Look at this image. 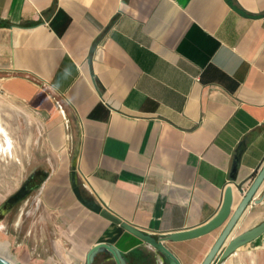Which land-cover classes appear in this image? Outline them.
I'll list each match as a JSON object with an SVG mask.
<instances>
[{
    "label": "crops",
    "instance_id": "0c3cea01",
    "mask_svg": "<svg viewBox=\"0 0 264 264\" xmlns=\"http://www.w3.org/2000/svg\"><path fill=\"white\" fill-rule=\"evenodd\" d=\"M231 1L0 0V90L41 119L59 165L19 239L26 263L85 264L106 243L168 264L84 205L73 171L84 199L156 237L211 220L229 186L236 209L264 165V0ZM263 222L264 183L230 239ZM219 233L166 246L201 264ZM213 264H264V233Z\"/></svg>",
    "mask_w": 264,
    "mask_h": 264
},
{
    "label": "rangeland",
    "instance_id": "374dc122",
    "mask_svg": "<svg viewBox=\"0 0 264 264\" xmlns=\"http://www.w3.org/2000/svg\"><path fill=\"white\" fill-rule=\"evenodd\" d=\"M0 140L5 153H0V205L12 196L25 182L28 174L37 167H43L52 172L57 166L51 152L42 145L43 126L42 121L32 113L22 102L6 95L0 90ZM41 192L31 194L28 208L31 213L21 218L22 210L27 201L19 204L14 211L4 220L0 221V245L7 244V250L1 252V256L16 264H29L24 261L22 248L19 247V239L26 232V227L38 219H45L46 203L40 200ZM37 199L40 200L39 206ZM36 223L37 230H40ZM43 222V221H42ZM41 222V223H42ZM49 235L52 233V225L48 222ZM35 230V228H33ZM17 234H20L17 235ZM35 234L30 236L34 249ZM48 238L47 240H49ZM5 249V248H4ZM32 250L33 254L40 251ZM36 256V255H34ZM42 256V255H37ZM51 256V255H50Z\"/></svg>",
    "mask_w": 264,
    "mask_h": 264
},
{
    "label": "water",
    "instance_id": "95a60500",
    "mask_svg": "<svg viewBox=\"0 0 264 264\" xmlns=\"http://www.w3.org/2000/svg\"><path fill=\"white\" fill-rule=\"evenodd\" d=\"M227 1L232 5L231 0ZM239 12L243 13L241 10H239ZM237 165L238 162L236 161L234 163V169L237 168ZM263 183L264 165L246 191L242 189V185L238 186V190L243 195V197L233 212L232 208L234 206V192L233 188L229 186L225 191L224 200L218 213L211 220L193 229L170 233L168 235H165L164 237H156L149 233H145L140 229H137L136 227L123 221L121 218L117 217L105 207L84 199V197L80 193V189L76 182V173L74 171L72 173V186L74 189V193L84 205H86L90 210L94 211L95 213H98L102 217L108 219L109 221L120 225L130 233L139 237L148 245L152 246L158 253L161 254V256L167 261L168 264H181L178 257L166 246V242L168 241L180 242L196 239L208 235L214 231L220 230L216 241L211 246L210 250L208 251L201 263L213 264L218 256L224 259L227 256L231 255L233 252H235L241 246L249 243L256 237L264 233L263 222L257 227L230 239L239 219L241 218L249 204L254 201L255 195L261 188ZM100 253H106L110 255L116 264H128L126 255L124 253H122L114 245L106 243H99L92 247L87 254L85 264H94L97 255ZM0 264L16 263L0 255Z\"/></svg>",
    "mask_w": 264,
    "mask_h": 264
},
{
    "label": "flooded vegetation",
    "instance_id": "af4514ba",
    "mask_svg": "<svg viewBox=\"0 0 264 264\" xmlns=\"http://www.w3.org/2000/svg\"><path fill=\"white\" fill-rule=\"evenodd\" d=\"M49 175L50 171L44 169L43 167H37L36 169L32 170L28 174L25 182L20 187V189L0 205V221L6 219L23 201H27V204L26 207H24L22 210L21 218H24V215L30 214L31 209L28 208L30 196L36 191L41 192L42 187L48 179ZM39 202L40 200L37 199V206H39Z\"/></svg>",
    "mask_w": 264,
    "mask_h": 264
},
{
    "label": "bare ground",
    "instance_id": "6f19581e",
    "mask_svg": "<svg viewBox=\"0 0 264 264\" xmlns=\"http://www.w3.org/2000/svg\"><path fill=\"white\" fill-rule=\"evenodd\" d=\"M0 131H2V128H0ZM1 152H2V154H3V153H5L6 151H5V148H3L2 142H1V140H0V153H1ZM4 248H5V249H4ZM4 248H3L2 245H0V253H1V252L3 253V251L7 250V244H5ZM0 255H1V254H0ZM3 257H4V256H3Z\"/></svg>",
    "mask_w": 264,
    "mask_h": 264
}]
</instances>
